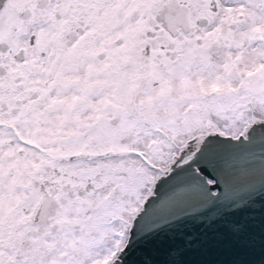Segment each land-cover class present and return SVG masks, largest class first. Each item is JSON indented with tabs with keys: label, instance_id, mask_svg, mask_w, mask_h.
<instances>
[{
	"label": "snow or ice",
	"instance_id": "1",
	"mask_svg": "<svg viewBox=\"0 0 264 264\" xmlns=\"http://www.w3.org/2000/svg\"><path fill=\"white\" fill-rule=\"evenodd\" d=\"M0 264H264V0H0Z\"/></svg>",
	"mask_w": 264,
	"mask_h": 264
}]
</instances>
